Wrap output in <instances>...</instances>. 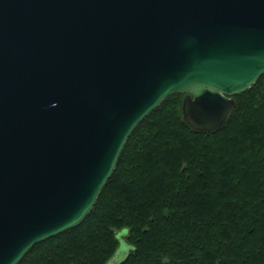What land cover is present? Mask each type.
<instances>
[{
  "label": "water",
  "instance_id": "obj_1",
  "mask_svg": "<svg viewBox=\"0 0 264 264\" xmlns=\"http://www.w3.org/2000/svg\"><path fill=\"white\" fill-rule=\"evenodd\" d=\"M262 74L264 0H0V264L83 222L167 96L210 131Z\"/></svg>",
  "mask_w": 264,
  "mask_h": 264
},
{
  "label": "trees",
  "instance_id": "obj_2",
  "mask_svg": "<svg viewBox=\"0 0 264 264\" xmlns=\"http://www.w3.org/2000/svg\"><path fill=\"white\" fill-rule=\"evenodd\" d=\"M217 129L192 128L179 93L128 137L90 214L19 264H106L131 228L123 264H264V74L233 95ZM167 258V259H165Z\"/></svg>",
  "mask_w": 264,
  "mask_h": 264
},
{
  "label": "clouds",
  "instance_id": "obj_3",
  "mask_svg": "<svg viewBox=\"0 0 264 264\" xmlns=\"http://www.w3.org/2000/svg\"><path fill=\"white\" fill-rule=\"evenodd\" d=\"M110 227L113 231V238L118 242V244L116 249L113 251L112 257L107 260L106 264H123V261L136 251L135 244L130 242L128 239L131 234V228L128 225H122L119 228H116L115 226Z\"/></svg>",
  "mask_w": 264,
  "mask_h": 264
},
{
  "label": "rangeland",
  "instance_id": "obj_4",
  "mask_svg": "<svg viewBox=\"0 0 264 264\" xmlns=\"http://www.w3.org/2000/svg\"><path fill=\"white\" fill-rule=\"evenodd\" d=\"M179 95L182 97V100H183V98L186 96L185 93H179Z\"/></svg>",
  "mask_w": 264,
  "mask_h": 264
}]
</instances>
